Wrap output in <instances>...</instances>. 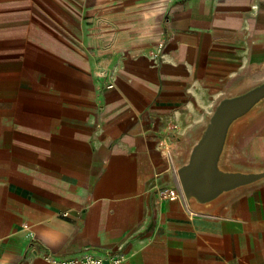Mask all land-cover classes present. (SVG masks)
Segmentation results:
<instances>
[{
    "label": "crops",
    "instance_id": "crops-1",
    "mask_svg": "<svg viewBox=\"0 0 264 264\" xmlns=\"http://www.w3.org/2000/svg\"><path fill=\"white\" fill-rule=\"evenodd\" d=\"M260 69L264 0H0V264H264V183L214 215L155 194ZM234 157L264 166V111Z\"/></svg>",
    "mask_w": 264,
    "mask_h": 264
},
{
    "label": "water",
    "instance_id": "water-1",
    "mask_svg": "<svg viewBox=\"0 0 264 264\" xmlns=\"http://www.w3.org/2000/svg\"><path fill=\"white\" fill-rule=\"evenodd\" d=\"M263 111L264 69L216 98L194 128L186 157L174 165L189 210L214 215L241 192L264 183V166H248L234 157L241 128Z\"/></svg>",
    "mask_w": 264,
    "mask_h": 264
},
{
    "label": "built area",
    "instance_id": "built-area-1",
    "mask_svg": "<svg viewBox=\"0 0 264 264\" xmlns=\"http://www.w3.org/2000/svg\"><path fill=\"white\" fill-rule=\"evenodd\" d=\"M112 87L113 85L111 83L108 84V88ZM155 194L157 195V198L161 201H178L184 209L189 210L186 205L182 190L178 183L175 185H160L156 188ZM125 261L126 255L122 252L96 255L88 250H83L82 252L73 256L62 258L60 260V264H122Z\"/></svg>",
    "mask_w": 264,
    "mask_h": 264
}]
</instances>
